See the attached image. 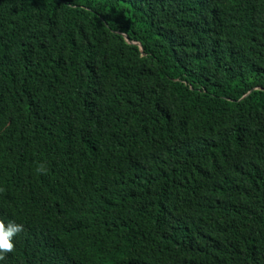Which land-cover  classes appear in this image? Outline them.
Instances as JSON below:
<instances>
[{
	"label": "trees",
	"instance_id": "1",
	"mask_svg": "<svg viewBox=\"0 0 264 264\" xmlns=\"http://www.w3.org/2000/svg\"><path fill=\"white\" fill-rule=\"evenodd\" d=\"M0 220V264H264V0H0Z\"/></svg>",
	"mask_w": 264,
	"mask_h": 264
},
{
	"label": "clouds",
	"instance_id": "2",
	"mask_svg": "<svg viewBox=\"0 0 264 264\" xmlns=\"http://www.w3.org/2000/svg\"><path fill=\"white\" fill-rule=\"evenodd\" d=\"M36 171L44 175L48 173L45 164H40ZM23 231L22 224H17L14 221H9L6 224L3 220H0V260H4L7 253L15 250L14 238Z\"/></svg>",
	"mask_w": 264,
	"mask_h": 264
},
{
	"label": "water",
	"instance_id": "3",
	"mask_svg": "<svg viewBox=\"0 0 264 264\" xmlns=\"http://www.w3.org/2000/svg\"><path fill=\"white\" fill-rule=\"evenodd\" d=\"M138 47L140 48V46L138 45ZM140 51H141V48H140Z\"/></svg>",
	"mask_w": 264,
	"mask_h": 264
}]
</instances>
